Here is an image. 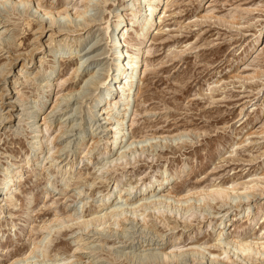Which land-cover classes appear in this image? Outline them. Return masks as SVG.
<instances>
[{"label": "rangeland", "instance_id": "rangeland-1", "mask_svg": "<svg viewBox=\"0 0 264 264\" xmlns=\"http://www.w3.org/2000/svg\"><path fill=\"white\" fill-rule=\"evenodd\" d=\"M82 1L43 0L42 5L60 10L57 26L74 30L75 24L83 20L75 22L71 15ZM155 1L142 0L141 8L148 10L149 3ZM20 2L0 0V46L12 41L13 33L17 32L20 33L17 43L22 44L16 54L29 53L37 42L45 49L36 55L35 65H31L28 76L33 81L26 83L21 79L12 84L19 70L14 68L7 84L0 82V93H9L6 101L17 105L11 127H7L6 121L0 122V193L3 183L8 181L4 168L13 170L31 160L16 187L2 202L5 206L0 211V264L26 259V263L19 264H55L59 259L61 264H74L75 256L82 258L81 264H93L91 261L97 262L94 264H210L207 253L221 255L224 242L230 238L264 237V0H162L158 11L167 4L165 13L161 20L155 17L154 26L141 42L137 33H142V28L131 15V0H109L107 4L98 0L100 4H95L87 14V18L98 19L91 29L69 36L56 34L52 39H49L50 30L42 35L37 33L38 24L34 19L38 14H32L33 2L28 5ZM119 16L125 18L128 27L120 36L119 45H115L110 33L118 20H122ZM28 22L32 24L28 26ZM107 26H110L108 31ZM37 37L39 41H35ZM120 46L125 55L139 56L142 69L141 74L139 70L135 73L138 87L122 128L125 136L128 135V144L135 142L133 147L145 152L136 154L130 165L119 163L109 171L99 172V167L114 154L88 163L87 158L96 156L87 154L86 147L94 138V141L100 140L101 148L108 147L114 136L113 131L105 129L104 116L95 107L104 89L99 85L96 90L91 83L113 73V59ZM8 58L0 48V73L8 71ZM48 81L50 88L46 87ZM122 88L123 84L118 95L115 94L119 104L110 113L113 123L116 117L122 116ZM72 91L77 97L73 96L70 101L64 96ZM79 92L88 97L82 94L85 98L82 99ZM43 104L41 121L39 116L34 120V112ZM1 106L0 103L4 118L8 109ZM53 106L57 109L51 115ZM48 114L53 124L49 136L58 135L55 143L65 150L53 161L52 158L43 161V157L51 155L40 154L41 167L36 161L38 134L34 131ZM58 124H62L64 137L55 131V127L60 128ZM82 139L88 143L83 152L77 145ZM48 145L45 141V146ZM166 171L174 175L177 172L168 191L179 197L190 196L192 200L181 206L183 209L191 204L200 206L195 215H185L182 210L179 215L175 207L180 205L172 203V212H159L170 218L168 227L156 217H147L146 228L140 219L139 223L128 224L127 229L106 224L101 237L79 230L84 219H95L106 213L100 197L110 190L117 175L123 174L119 188L123 197L114 198L112 205L127 208L131 203L140 205L141 186L161 180ZM253 183L258 188L247 193L254 196H246L245 186L251 188ZM231 185L236 186L241 198L236 194L225 205L214 198L198 201L194 195ZM46 190L51 192L48 197ZM128 197L130 200L125 202ZM155 198L153 193L148 196L149 201ZM53 202L56 204L52 205ZM240 204L242 208L238 209L236 205ZM246 208H250L249 218L240 212ZM74 211L78 219L65 223L57 235L42 230ZM254 216L257 221L251 225L249 219ZM223 221L227 224L225 229L221 226ZM108 226L112 227L110 231ZM93 230L90 227L88 231ZM46 235L51 240L47 255L41 251L32 253ZM175 238L179 240L171 242ZM222 243L221 247H213ZM158 244L170 246L167 252L183 254L173 261L161 263L153 257V261L146 259V263L144 255L158 253L153 250ZM86 245L91 249L83 250ZM201 245L206 249L205 260L187 254L192 246ZM78 246L82 249L76 251ZM93 250L97 254L90 253ZM73 254L75 258L66 261ZM224 256L219 258L222 263L264 264V255L239 253L246 262L236 260L235 255L227 261Z\"/></svg>", "mask_w": 264, "mask_h": 264}, {"label": "bare ground", "instance_id": "bare-ground-1", "mask_svg": "<svg viewBox=\"0 0 264 264\" xmlns=\"http://www.w3.org/2000/svg\"><path fill=\"white\" fill-rule=\"evenodd\" d=\"M20 1H21L20 3H22L24 5H28V4H31L33 2V1H28V0H20ZM108 1L109 0H103L102 3L107 4ZM131 1L133 2V9L131 10V15L133 16V19L137 20L138 23H140L141 28H142V33H137V37H138L139 41L141 42L145 38L147 32H149L152 29V27L154 26L155 19H156L155 17L158 16V19L161 20V15L165 13V10H166L168 5L167 4L164 5L162 7L161 11L159 12L158 6H159V4H161L162 0H156L154 3L150 2L148 5V10H143L141 8L142 0H131ZM143 1L146 2V0H143ZM42 2H43V0H38L36 2H33V5H34L33 6L34 11L33 12L34 13H32V14L34 16H36V14H38L37 17H35L36 19H34L36 21V23L38 24V27H37L38 32L37 33H40L42 35L47 30L48 31L50 30L51 34L49 36V39H52L53 36L56 34H58L60 36H61V34L64 36H66V35L69 36V34L72 35L75 33H80L81 31L86 30V29L89 30V29H91L89 27L92 26L96 20H98V19H95L94 17L93 18H89V17L87 18V16H88L87 14L89 12V9H91L92 7H95L94 6L95 4L96 5L100 4L98 2V0L97 1L96 0H83L82 4H81V2L79 3L81 5L77 6V10L75 11L74 15H71V17H73L72 19H74L75 22L78 20H83V22L78 21L74 26V28H75L74 30L68 28L67 26H66L67 28H65V26L62 27V25L57 26L58 23L56 22V20H57V17L60 16V12H59L60 10L55 11V9L52 7L51 8H44L42 5ZM91 3L93 5H91ZM14 4H16V3H14ZM52 6H53V4H52ZM101 6H103V5H101ZM120 18H122V20L121 19L118 20L114 29H112V31L110 33V38L112 36L111 42L115 43V45H119L120 36L123 35L124 33H126L127 27H128V25L125 24V22H126L125 18L124 17H120ZM31 24H30V22L27 23L28 26H30ZM109 29H110V26H107L106 31H108ZM64 31L66 33H62ZM114 33H118L117 37H113ZM19 35H20V33H17V32L13 33L12 41L3 42V44L0 46V48H2V51H5L6 54H8V56H9L8 60H10L9 64H6L8 66V71L6 73L4 71L0 73V82H3L4 84H7V82H8L7 77L12 72V70L14 68H19V70L17 73L15 72L16 75L14 76V83H12V84H17L18 81H20L21 79H24L26 81V83L29 82L30 80H32V78H29V76H28L30 69L33 67L31 65H35L36 55L39 53H42V51L45 49L44 45L42 46V44H39V42H37V44L33 46V48L31 49V51L29 53H25L24 55L19 54V53L16 54V52H18L20 49L19 48L20 45L22 44L21 43L20 45H18V43H17V38ZM38 37L35 39V41H39ZM103 39L101 38V40H103ZM98 44H100V43H98ZM139 45H141V44H139ZM95 46L97 47V45H95ZM49 49H50V51L53 50L52 47ZM120 49L121 50L119 52H117V54L114 53L116 56L113 59V61L115 62V66H114L115 69L111 75H109V74L106 75V77H104V79L102 78L103 80L94 79L93 76L90 77L92 80L94 79V81L97 80V82L93 81V83H91L95 87L96 90L100 88V87L98 88L99 85L101 87H103L102 89H104V94H102L101 96L98 97V99H96L95 107L100 108L99 112H101V116H104L103 121H105V125H106L105 129H107V131L110 130L111 133L113 131L112 135L114 137L111 136L112 138H110L112 140L111 145H109L108 147L101 148L100 144H99L100 140L94 141L95 138L91 139L92 144L90 146H87L88 143L87 144L85 143V139H82L77 143V145L80 147L79 150H81V152H83V148L87 146L86 147V148H88L87 154H90V155L94 154V156H96L94 159L87 158L86 161L88 163H95V161L97 159H100L103 156L105 157V155L111 156L114 154V156H112L109 159V161H107L105 164H103L99 167V172L109 171L112 168H114L115 166H118L119 163H122V166L130 165L132 162V158H134L136 156V154H139L140 152L141 153L145 152V149L139 150L137 147H133L135 142H131L130 144H128L129 140L126 139V136H128V135L125 136L126 132L122 128L124 126L123 124L125 122V118L128 114V111L130 110L129 109L130 103H131V100H133L131 98L134 96V93L138 87L137 84L135 86V78H136L135 73H137L138 72L137 70H139V74H141V72H142V69L140 68L141 62L139 61V56L130 55V54L125 55L123 48L121 46H120ZM140 51H141L140 48L137 49V52H140ZM7 66H5V68H7ZM36 68H37V65H36ZM113 74H115V75H113ZM122 84H123L122 97H121L122 116L118 117V118L116 117V119L114 118L115 123H116L115 124L112 122V115H110V113H111L112 108H115L119 104L120 100L119 101L117 100L118 97L115 96V94L118 95V91H119L118 89L121 88ZM46 87L47 88L51 87L50 81H48ZM3 90H4V88H3ZM80 91H81V89H80ZM7 94L9 95V93H7ZM7 94L0 93V103L2 105L1 109H3V108L8 109L6 112L7 116H5L4 118L1 117L2 112H0V122L2 123L4 121H6L7 127L9 126V128H10L12 123L15 121L14 114H15V111H17V109H16L17 105L15 102H7L6 101L5 98L7 97ZM82 94L83 93H80V97H83V96H81ZM77 95L79 96V94H77ZM83 95H85L84 97H86V94H83ZM73 96H75V95H74V92L72 91L71 93H68L64 97L67 98L68 100L70 99V101H71L72 100L71 98H74ZM75 97H77V96H75ZM84 97L82 99H85ZM67 99H65V100H67ZM80 102H82L81 99H80ZM56 106L55 107L53 106L52 112L50 113L51 115H53L52 113L55 112V110L57 109ZM20 107H23V105L20 104ZM42 107H44V104L41 107L37 108V110L34 112V114L32 116V118L34 120L39 116L40 121H41V116L43 115L42 114ZM80 107L82 108V106H80ZM25 110L26 109H23L24 112H25ZM50 114L45 115L42 118V124H40L38 127L35 125L37 130H35L34 132H36L38 134V136H37L38 141L35 142V144L37 146V148H35V149L38 152V157H37L36 161L38 163L40 162L39 161L40 154L43 155L46 152L45 154L51 155L50 157L48 156L47 158L43 157V161H47L48 158H52L51 161H53L56 159L55 157H58L59 154L65 150V149L64 150L61 149L60 147H59L60 148L59 149L56 145V143H57L56 140L59 139L57 137L58 135L54 136L52 138L49 136V132L53 126V124H51ZM54 115H56V114L54 113ZM129 118L131 119V116H129ZM39 122H37L36 124L38 125ZM58 126L60 128L58 130H56L57 127H55V131H58V133H60L63 136L65 133L61 128L62 124H58ZM110 127H111V129H109ZM129 127H130V125H128V128ZM60 140H61V138H60ZM45 141L47 143H49L48 146H45ZM80 142H82V143H80ZM125 142H126V145L128 146L126 148H125ZM113 157H115V158H113ZM82 160L83 159H81V161ZM30 163H31V160H27L26 164L19 165L18 167H15L13 170L11 168H4L5 169L4 175H6V179L8 181L3 183L4 187L1 189L0 197H2V200L0 201V211L5 206V205H2V202L5 200V198H7L10 195L13 188L16 187L17 181L21 177L23 170L25 169V166L30 165ZM42 164H43V162H40L39 166L42 167ZM175 175H177V172H175ZM175 175L170 174L166 171L164 173V175L162 176L161 180H156L155 182H149V183H146L143 186H141L140 196H139L140 197L139 201H141L140 205L137 206L135 204L128 203V204H125V205L130 204V206H128V207L126 206L127 208H125V207L124 208L123 207H118V208L114 207L113 208V205H112L113 199L114 198L116 199V197H118L119 199H122V197H123L122 191L119 189L120 185L122 183V180H123V174L117 175L116 178L113 180V184H112L110 190L106 194H104L100 197L102 206L104 207L103 209L106 211V213L103 216H98L95 219L94 218L84 219L83 223L81 224L82 228H80L79 230H81L83 232H87L88 234L94 233L93 236L97 235V237L98 236L101 237V235L103 234V231L105 232L104 227L106 224H108L109 226H112L114 228L116 227V228L125 229L128 226V224L131 225L135 222L139 223V219L145 225V223H146L145 220L147 217L148 218L156 217L161 222L165 223V225H167V227H168V226H170L169 221L171 222L170 218H165V217L161 216L159 212H161V211L164 212L165 210L170 212L173 209L171 206L172 203H174V204L176 203L177 205H180L177 208L175 207V209H177L179 215H180V210L184 211L185 215L186 214H189V216L195 215V213L198 212V209H200V206H196V204H191L190 206H188L184 209L181 206V204H186L187 201L192 200L190 198V196L186 195V196H182V197L180 196L179 197L177 195L172 194L170 191H168L170 181L172 178H174ZM253 181H255V180H253ZM234 185H231L230 187H217V188L212 189V190H204V191L197 192L194 195L198 196V198H199L198 201L204 202L210 198H214L215 200H219L222 205H225V204H227V201H229L232 197H234L236 194H238L237 192H239L238 189L236 188V186H234ZM257 185H258L257 183H253L251 188H249L248 186H245V188H244L245 193L244 194H246V196L253 195L252 193H247V191L249 189H252V191H249V192L256 191V189L258 188ZM51 188H53L55 190L58 189L55 185L54 186L51 185ZM130 189H133V188H130ZM60 192L63 193L64 190L61 189ZM152 193H153V197H156V198L154 200L149 201L148 196ZM50 194H51V192L49 190H46L45 195L48 197ZM238 195H237V197H238ZM239 197L241 198L240 195H239ZM233 199H235V198H233ZM125 200H126L125 202H128L130 200V197L126 198ZM55 204H56L55 202L52 203V205H55ZM236 206L238 209L242 208L241 204L236 205ZM148 212H151V214L146 215V213H148ZM240 212H242L244 215H246L247 218L250 217V208H246L245 210L242 209ZM77 219H78V213L74 211V213H70V214L68 213L66 215V217L55 220L53 222L54 225L44 226L42 228V230H46L49 233H54V235H57L59 232L62 231V229L64 227L63 225L65 223H68L69 220L75 221ZM255 221H257L255 216L253 218L249 219V222L251 223V225L254 224ZM210 225L211 224H209L208 227H210ZM222 225H223L224 229L227 226L226 222H224V221L221 222V226ZM109 226H108V231H110L109 229L112 228V227L110 228ZM90 227H92L94 230L89 232L88 230L90 229ZM144 228H146V225ZM200 229H202V228L200 227ZM123 232L124 231H121V233H123ZM99 239H101V238H97V241H100ZM177 240H179V238H175L171 242L174 243ZM224 243L218 244V246L216 244L213 247L218 248V247H221L220 245L224 244V246H222V249H221V251H222L221 255L227 256V261L228 260L231 261L232 258H234L233 256L235 255L236 260L246 262L244 258H241L242 256L241 257L239 256V253H247L249 256H251L252 254L261 255V256L264 255V237H261L258 239L247 238V237L242 238V239L241 238L237 239L235 237H232ZM50 246H51V240H49L48 235H46L43 237V239L40 242H38L34 246V249L31 252L33 253L34 251H41L43 253V255L45 256V255H47V252H48ZM147 247H148V245H147ZM156 247L157 248H154L153 250H157L159 252L158 253L156 252V254L144 255L145 261H146V259L147 260L152 259L153 257H154L155 261L157 259L161 263L163 261H173V260L177 259V257L182 256V254H183V253L181 254V252H178V251L167 252L166 250L169 249L170 246H168L166 248L162 244H158V246H156ZM81 249L82 248L80 246H78L76 248V251L81 250ZM90 249H91V247H90ZM90 249L88 248V245L84 246V248H83V250H90ZM95 250L90 251V253L94 252V254H97V252H95ZM205 252H206L205 247H202V245H201V246H192L191 251H189V253H187V254H192L193 256L198 255L199 257H201L200 259L198 258L199 260H205L206 259ZM231 253H232V257L229 256ZM207 254L210 257V262H209L210 264H215V263L227 264L226 262L222 263V261L220 260L221 255H216L215 253L214 254L213 253H207ZM74 255H76V254H73L71 257L67 258L66 261H68V260L70 261L71 258L76 257V259L74 260V264L75 263L81 264L82 258L79 256L73 257ZM181 258H183V257H181ZM154 259L149 260V261H153ZM26 260L14 261L13 264H19L23 261H25L24 263H26ZM144 260H143V262H144ZM196 260H197V258H196ZM236 260H235V262H236ZM61 262H62V260H60V259L55 260V264H61ZM141 262H142V259H141ZM91 263L94 264L97 262L91 261ZM146 263H147V261H146ZM27 264H29V263H27Z\"/></svg>", "mask_w": 264, "mask_h": 264}]
</instances>
